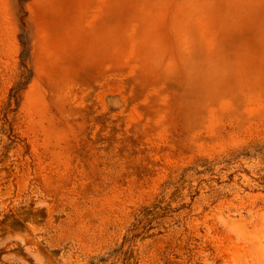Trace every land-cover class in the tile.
I'll use <instances>...</instances> for the list:
<instances>
[{
	"label": "rangeland",
	"instance_id": "1",
	"mask_svg": "<svg viewBox=\"0 0 264 264\" xmlns=\"http://www.w3.org/2000/svg\"><path fill=\"white\" fill-rule=\"evenodd\" d=\"M0 264H264V0H0Z\"/></svg>",
	"mask_w": 264,
	"mask_h": 264
}]
</instances>
